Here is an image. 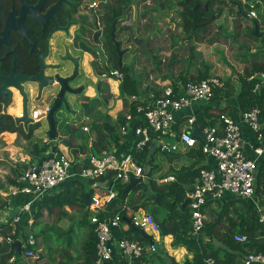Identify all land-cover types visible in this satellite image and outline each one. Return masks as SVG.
Here are the masks:
<instances>
[{"label":"trees","instance_id":"1","mask_svg":"<svg viewBox=\"0 0 264 264\" xmlns=\"http://www.w3.org/2000/svg\"><path fill=\"white\" fill-rule=\"evenodd\" d=\"M154 2V8H141L142 6H147L149 3ZM130 0H119L121 14H124V8L126 11L129 9ZM253 6H250V3L246 4V7L249 11L260 9L259 3L252 2ZM208 6V10L204 9V6ZM216 5V0H136V26L145 28L143 22L152 20L153 12H156L159 17L164 15V12L171 8H177L176 12L181 20L179 26L181 27L183 33L182 34H174V42L173 47L178 46V41L185 42L186 44H190L189 50L194 51L196 46L193 44L199 43L201 39L208 34V30L220 17L222 13V8L219 7L218 13H214L213 7ZM237 5V4H236ZM237 17H241L242 15L248 18V13L244 12L242 4L237 7ZM125 15V14H124ZM123 18L121 21H124L128 18ZM255 26H259L257 20H252ZM221 30L227 34L226 36H231L234 40H236L237 31L235 28V32L232 34L227 33V28L225 26H220ZM148 30V27H147ZM145 32V30H144ZM159 33V32H158ZM222 34V35H223ZM251 36L254 39H258V35L254 34L252 31L250 32ZM220 34H216L215 36L209 39L211 44L214 40L217 41V37ZM225 36V37H226ZM224 37V36H223ZM157 39V37H155ZM153 40V33H151L149 38H141L143 43H139L140 46L145 49V46L151 47V42ZM254 57L253 61L256 60V54H249ZM259 55V53H258ZM116 68L120 70L123 74V81L119 85V97L124 101L126 109H128L127 113H132L135 122L132 124L134 126H145V122L140 120L139 114L137 113V109L139 106H145L146 103L154 100V97L159 96L160 94L155 91V93L151 94L147 89L142 88V80L143 77L138 75L135 70L130 67L120 68V66L116 63ZM256 72H264V63H254V67L252 70L245 69V75L239 76L238 80L226 81L224 82L225 86L222 89H218L215 92V97L212 102H217V107L210 108L205 107L200 109L201 111L197 113V127L199 130H203L207 125L220 126L221 124L218 121V116L220 114H229L233 117V113L228 108H221L220 104L225 98H235L236 105L240 112H245L251 110L255 107H258L261 111L260 113V122L262 124L261 133L264 136V86H261L259 90L255 91V85L259 80H250V77ZM187 73L181 74L183 76V80L188 83L200 82L204 79H207L209 76V68L200 69L197 71V75L191 76L187 79ZM166 78V76H163ZM163 78V79H164ZM223 80V79H222ZM183 84V85H186ZM116 85V84H115ZM117 87V85H116ZM175 90L179 88V84L177 83L174 86ZM107 86V90H108ZM136 96V100L131 102L130 99ZM148 96H152V99L148 100ZM109 101V96H105V102ZM130 102V103H129ZM12 103H15V108H10L9 113L8 108ZM17 106V108H16ZM92 110V109H91ZM88 111L90 114L92 111ZM22 113V112H21ZM14 115L20 114V97L15 96L13 102L10 101L9 97L0 96V136L5 132L8 133H17L21 135L25 140L32 141L34 130L39 126L40 123H19L17 118ZM97 119L93 120V124H91L90 130L95 135V141L90 146V150L92 155L99 156L104 151H109L114 146L117 149L116 154L119 157L126 156L128 154H135V144L137 137L132 132L128 135L127 138H123L120 133V128L126 122V117L122 113L119 115L117 122L113 123L112 117L106 112L99 115ZM209 118V119H208ZM207 120L210 122L208 123ZM84 127V126H83ZM75 130V131H74ZM90 133V132H89ZM65 136H69V138L61 140V143L70 147L74 150L75 154H85V138H88V132H85L83 128L73 129L70 126L65 128ZM79 143H75L74 141ZM201 144L202 140L198 139ZM151 143V142H150ZM148 144V146L150 145ZM52 144H54L52 142ZM77 145V146H76ZM148 146L145 148L147 150ZM202 146V145H201ZM48 145L46 147H42L39 143H35L33 150L30 151L31 159H39V162H42L44 159H47L49 156L46 154L48 152ZM194 149V148H193ZM144 150V151H145ZM144 151L142 153H136V160L140 161L142 165H145ZM60 153L57 145H53L51 148L50 154ZM200 152H202V147H200ZM89 163V160L78 163L75 161L73 163V171L80 172L84 167H86ZM202 168H199L194 171L196 177L199 174V171ZM115 173H109L107 178L104 180L106 182H112L115 178ZM195 177V178H196ZM11 185L14 187H21V183L18 182V178L14 180H10ZM126 185L118 184L119 194L115 198V200L105 207V211L100 213L101 217H115L117 215L122 216L123 221L129 218L127 217V208H130L134 212L138 211L141 207L144 206L145 203L137 204V201L130 197L132 192H139L142 197L148 196V190L151 188L154 191L159 192L161 195L165 197V199H174L178 201L180 208H184L186 215L191 216V210L189 208V204H185L186 200L182 195V192H178L174 197H172L175 192L171 187H158L155 182L149 187H145L144 183L138 184L131 191H129L123 197V189ZM59 191H52L51 194H47L44 199L37 205L34 206V214H33V223L29 224V217H23L22 220L18 223L12 221H8L7 223H0V233L4 236V241L0 243V264H38L39 259L30 260L26 257H22L18 254L16 248H13L12 245L17 240H22L25 242L30 237H34L38 239V237H43V243H45V230L43 229V217L44 212L47 211L49 216L57 215L58 219H61L63 215L67 216L68 213L65 207H69L72 210H87V207L84 204V198L87 193L91 190L89 188L88 183L84 182L79 176L72 178L62 184L57 188ZM169 192V193H168ZM257 197L261 198L260 207L264 212V160L260 165V172L257 179ZM20 197V196H19ZM20 203H25L29 200L26 196H21L19 199ZM4 202L0 207V210H4L5 207L8 206ZM203 212L206 214L207 219L205 221L203 229L195 234L197 237V241L200 245L201 255L204 260L213 259L216 264H240L243 258L248 254L249 251L256 252H264V223L260 222V211L256 208V206L250 200H241L240 198H236L234 196L223 197L222 199H213L211 197L208 198L206 205L203 207ZM81 223V222H80ZM165 223L167 226L175 227L177 231V235H181L185 238L194 237V234L190 232L189 228L181 221L172 215H168L165 219ZM75 224L65 227L67 230L61 229L60 232H63L59 236L62 238L65 234L64 240L67 242V248H69L75 240L73 239ZM85 227V238L82 245L81 257L83 259V264H96L97 260V235L95 233V226L91 224V222H83L81 223ZM46 225V223H45ZM81 225V226H82ZM39 227V233H35V228ZM50 231V230H48ZM53 232V230L51 231ZM42 234V235H41ZM236 234H244L248 237V242L245 244H241L235 241L234 236ZM126 238L131 240H136L141 244H146L148 240H141V235L131 228L128 232H124L119 239ZM11 239L12 242H9ZM40 240V239H39ZM67 240V241H66ZM150 243L155 242L153 238H150ZM179 242V241H178ZM176 242L174 246L181 245L183 242ZM40 248V245L38 244ZM37 249V247L35 248ZM193 251L191 248H189ZM26 252V250H23ZM163 250L159 248L156 254L152 255H144L142 258L136 260L139 264H153L156 256L160 257L163 254ZM158 253V254H157ZM168 258L172 261V264H180L176 262L173 257L168 256ZM13 260V262H11ZM70 259V257L68 258ZM123 262H126V259H122ZM34 262V263H32ZM119 262L117 256L115 260L112 262H108L106 264H116ZM61 264H72V262L65 260ZM183 264H192L189 260Z\"/></svg>","mask_w":264,"mask_h":264},{"label":"built area","instance_id":"2","mask_svg":"<svg viewBox=\"0 0 264 264\" xmlns=\"http://www.w3.org/2000/svg\"><path fill=\"white\" fill-rule=\"evenodd\" d=\"M260 3L259 0H250ZM248 18H256L255 10L250 11ZM116 85L119 86L122 75L119 72L112 73ZM250 80H259L254 90L257 91L264 86V72H256ZM225 84L222 78L211 76L200 82H191L186 85H179L175 90L172 86H167L162 94L154 97V100L146 103L145 106H139L137 113L140 120L145 122V126H134L135 118L132 113H127L126 122L120 128V133L125 139L130 132L137 137L135 150L136 153H142L148 144L152 141V134L158 139L174 138L177 141L173 144L163 142L161 148L168 152H175L179 144H183L189 149L198 146L200 138L192 134L196 118L189 119V128L176 132L177 113L190 107L195 102H211L218 89L224 88ZM137 98L133 96L130 101ZM130 103V102H129ZM50 106H38L31 109L29 117L33 123H42L48 120ZM260 109L255 107L251 110L241 113L243 123L258 134L259 140L263 141L264 136L261 133L262 124L260 122ZM23 117V110L21 113ZM220 126L208 125L202 133L206 140L202 144V152L215 160V170L202 168L195 178L193 190L189 196V207L191 210V221L193 232L199 233L207 219L203 212L209 197L213 199H222L225 194H230L236 198L250 200L255 204L256 188L258 179V158L263 155V148H254L255 158H249L245 153V139L243 127L240 121L229 114H220L218 116ZM85 132L89 133L88 127H83ZM52 140L44 138L43 143L52 144ZM54 143V142H53ZM55 144V143H54ZM53 144V145H54ZM52 145V146H53ZM52 146L50 148H52ZM117 149L113 146L111 150L102 152L101 155L74 154L66 153L49 154L47 159L26 169L18 178L21 187H11L10 197L26 196L29 200L21 203L19 213L14 217V222L18 223L23 217L28 216L29 224L33 223L34 206L39 204L47 194H51L68 180L79 176L84 182L88 183L91 194V204L87 207L93 212L89 216V221L95 226L97 235V260L96 264H106L119 259L116 264H135L136 260L144 255H152L157 252L158 246L155 242L150 244H141L136 240L117 239L113 230L120 228L123 223L122 216L101 217L100 213L105 211V207L111 204L118 196V184L127 185L132 176L145 178V171L140 161L136 160L135 154H128L119 157ZM89 160V163L80 172L73 171V163H83ZM109 173H115L112 182L104 181ZM174 176H168L163 179L164 182L175 181ZM260 211V222L264 223V212L261 207L255 205ZM8 219V218H6ZM131 225L144 229L148 232H159V226L155 218L147 213L141 217L132 218ZM236 242L245 244L248 237L244 234L234 236ZM4 241V236L0 233V243ZM22 241V240H21ZM9 242H12L9 239ZM37 247V249H35ZM23 250H26L24 252ZM22 251L24 257L28 259H39L42 249L38 247V242L34 237H30L25 242L22 241ZM122 259H126L123 262ZM14 259H12L13 261ZM209 264H216L213 259L208 260ZM240 264H264V252L249 251Z\"/></svg>","mask_w":264,"mask_h":264},{"label":"flooded vegetation","instance_id":"3","mask_svg":"<svg viewBox=\"0 0 264 264\" xmlns=\"http://www.w3.org/2000/svg\"><path fill=\"white\" fill-rule=\"evenodd\" d=\"M129 4L123 14L128 19L121 21L119 0H0V87L13 75L28 96H42L38 102L51 108V96H57L61 88L58 77L68 80L67 88L80 90L65 94L76 112L73 115H78L73 103L83 106L90 100L93 111L103 107L110 83L116 82L112 73L119 72L123 81L116 63L132 69L125 62L131 49L126 39L136 46V0ZM40 74L44 79L53 78L51 87L41 91L40 82L21 80ZM8 89L14 99L19 96L22 100L19 90ZM30 104L28 112L33 107ZM60 113L68 112L62 106Z\"/></svg>","mask_w":264,"mask_h":264},{"label":"rangeland","instance_id":"4","mask_svg":"<svg viewBox=\"0 0 264 264\" xmlns=\"http://www.w3.org/2000/svg\"><path fill=\"white\" fill-rule=\"evenodd\" d=\"M259 1L260 9H258V11L255 10L256 18L247 20L243 15L240 18L237 17L236 13L238 10L237 7L239 8V5L242 4L244 12L249 14L250 11L246 7V4L250 3L251 6L250 0H216V5L213 7L214 13L217 14L219 12V7L222 8L223 11L219 19L214 24H212V26L208 30V34L204 36L199 43L193 44L194 46H196L194 51L189 50L190 44L188 45L185 42L183 43L182 41H178V46L173 47V42L175 40L173 35L183 33L181 27L179 26L181 20L177 15V8L168 9L161 17H159L156 12H153V19L151 20L149 18V20L143 22L145 28L136 26V46L132 42H129L128 39H126V45L129 47L131 46V49L129 52V56L126 58L125 62L131 65L132 69L135 70L138 75H141L143 77L142 84L144 85V87H161L164 83L162 82L163 76H166L169 79L181 80V74L187 73L189 76L190 74L194 75L198 70L205 69L206 67L209 68V76H218L222 78L224 82H235L238 80L239 76L245 75V69L252 70L254 67V63H264V0ZM145 7L154 8L155 4L152 1L147 6H142L141 8ZM252 20H257L259 23V26H255V30ZM220 26H225L227 28L228 34H232L233 32H235V28H237L236 40L231 38V36H226L227 34L225 32L223 34ZM256 27L258 28L257 34ZM251 31L254 34L258 35V39H254L251 36ZM151 33H153L151 47L147 48V45V47L145 46L144 49L142 45L140 46L139 44H145V42L141 41V38H148L150 37ZM216 34H220V36L217 37V41L214 40V42L211 44V42H209V39ZM129 36L131 40L134 39L133 34ZM155 37H157V39H155ZM249 54H256L255 62L253 61L254 57ZM118 89L119 87H116L115 83H110L109 101L107 103L102 102L103 107H100L99 109L97 108L100 112L99 114H102L101 111H105L114 119L119 113H126V106L124 104V101L119 97V91H117ZM32 100L33 96L30 98L31 102ZM90 103V100H87V103L83 106H80L79 104L74 105L73 103L72 107L78 110V115L76 117H74L73 114L70 115L68 113L67 115H57V119L59 121L58 130L60 136H65L64 133L67 126H70L73 129H79L84 125V127L86 126L89 128L90 133H88V138H85L87 139L85 140L84 145V149L86 152L85 154L90 153V144L92 145V143L95 141V135L90 130L91 124H93L92 120L94 119L87 118L86 116L82 118L81 115V113H88V111L92 109ZM36 104L37 103L32 102L29 107L31 108L32 105ZM38 104L40 106L46 105V103ZM93 109L91 111H93ZM73 117L75 118V121L72 120ZM24 127L26 126L24 125ZM48 129L49 125L47 120L40 123L39 126L34 130L32 141H27L24 146H26L29 151L34 147L35 143H39L40 145H42V147H46L47 145L43 143V140L45 137H47ZM22 139L24 138L19 135L18 140L14 144L16 146L19 145ZM164 141L168 142L167 139H164ZM9 142L10 141H8L7 138H0V207L6 200H8L10 196L12 187L10 180L19 178L26 169L33 166L31 165L33 163L32 161H30V164L20 162L22 158L18 153L16 154L17 159L13 158L15 160L14 162V160H12L9 155ZM74 142L76 144L78 143L76 142V140ZM54 143L57 145V147H59V149H63L64 145L61 143V140L59 138L54 141ZM52 145L53 144H50L48 146V152H51L50 147ZM71 149L72 148L67 147L66 150L63 149V152L68 155H74V150ZM70 151H72L71 154ZM149 167H151V163H149ZM149 181L150 180L148 178H145L143 182L144 185L148 184ZM241 200L246 201L245 199ZM76 214L79 220L75 225V234L73 235L74 240L78 238L80 231H85V227L81 223L87 221L89 222V216L93 214V212L87 208L86 211L79 210L76 212ZM46 216V218L43 217V221L46 223V225L45 223H43L42 226L45 230V243L42 246L44 239L43 237H38V239L36 240L41 249L44 248V250H46L47 248L53 247L55 252H50V250L48 249V253H50H45V258L48 257L47 264H54L53 260L49 261V255L54 259L59 258L61 256V250H63V248L65 247L64 244L67 245V242L63 241L64 238H61L59 235L61 234L60 231L62 228L64 230L68 229L65 228L66 226H68L67 223H64L68 220L59 222L57 215L49 216L46 214ZM69 220L71 219L69 218ZM35 230V233H39V227H36ZM52 230L53 232H51ZM149 235L152 236L155 240H158L159 243H163L164 236L160 232H149Z\"/></svg>","mask_w":264,"mask_h":264},{"label":"crops","instance_id":"5","mask_svg":"<svg viewBox=\"0 0 264 264\" xmlns=\"http://www.w3.org/2000/svg\"><path fill=\"white\" fill-rule=\"evenodd\" d=\"M195 75H197V73L194 75L190 74V76L186 74V77L188 79L191 76H195ZM182 78L183 76L180 77L181 80H175V79H169L166 77L162 79V82L164 83L162 84L161 87L159 86H154L156 88H153V86L144 87V85L142 84V88L144 90L147 89L149 93L151 94L155 93V91L158 92L159 94H162L163 90L167 86H172L173 88H175L174 86L176 83L177 85L186 84V81L183 80ZM117 91H119V89ZM119 94H120V91H119ZM147 99L148 100L152 99V96H148ZM236 104L237 103H236L235 98H228V99L225 98L223 101H221L220 107L230 109L231 112L233 113V117L236 120L240 121V123H242L243 135L245 138V149H244L245 153L249 158H255L256 156L254 154V148L264 149V140L260 141L258 134L255 133L249 127L247 123L242 122V118H241L242 112L238 110ZM216 105H217L216 101L215 102H212V101L211 102H195L190 107L183 109L181 112H178L177 120H176L177 124L175 126L176 132H180L185 128H189L190 126L189 119L192 117L197 118V113L201 111L200 109L205 108V107L215 108L217 107ZM38 106L40 105L37 103L36 105H33V108H36ZM10 108H15V103H12V105H10V107L8 108V111L10 110ZM21 112H22V100L20 99V114L18 115L12 114V115L18 119V118H21ZM99 113L100 112L98 110H95V111H92L90 114L83 112L81 113V115H82V118L86 116L87 118L97 119L98 117H100ZM101 113L103 115V113H106V112L101 111ZM121 114L122 113H119L118 115H116L114 119L109 114L112 117L114 124L115 122H117V119L119 115ZM123 114L125 115V113ZM76 116L74 115V117ZM74 117L72 120L75 121ZM207 122L209 123L210 121L207 120ZM197 123L198 122L196 120L194 128L198 129ZM198 131L202 132V130H199V129ZM18 137H19V134L17 133L13 134V133H8V132H5L4 134L0 136L1 139L7 138L8 141H10L8 144L9 145L8 151H9L10 158L12 160H14L13 158L17 159L16 154L18 153L19 156L22 158L20 162L30 164L31 163L30 161H32L33 163L31 165L38 164L39 159H34V161L33 159H31L32 155H30V151L33 150V148L29 151V149L26 146H24L28 140L22 139L21 143L17 146L14 144L18 140ZM164 139L168 140L167 143L169 145L177 141V139H174V138L158 139L155 136V134H152V141L150 145L148 146L147 150H145L143 153L145 156V159L143 160V162L146 161L145 165H143L144 171H145V178L146 179L148 178L150 180L149 183L144 186L149 187L152 184V182H155V184L158 187H161V186L166 187V188L171 187L173 191L175 192V194H173L172 197H174V195H176L178 192L181 191L183 197L185 198L184 200H186L185 204L187 203L189 204V200H190L189 196H190L191 191L193 190L195 177H196L194 171L199 168H207L210 170H215L216 168L215 160L212 157L203 155L200 152V147L202 145L200 142L198 146L195 147L194 149H189L185 147L183 144H179V148L177 151L167 153L165 152V150L161 148V144L165 142ZM202 143H204V140H202ZM66 148H67L66 146L63 147L64 150H66ZM63 149L62 148L59 149L61 153H65L63 152L64 151ZM89 151L90 153L88 155H92L90 148H89ZM49 152H46L48 156H49ZM71 152L72 151H70V154ZM73 154H75L74 151H73ZM263 160H264V152H263V155L258 158V165H259L258 175L260 172V165ZM149 163H151V167H149ZM168 176H174L176 180L172 182H164L163 179L167 178ZM54 191H59V190L56 189ZM256 191H257V188H256ZM141 194L139 192H136V193L132 192L130 194V197H133V199L137 201V204H140V203L141 204L145 203V204L143 207H141L136 212H134L130 208H127V217L129 218V220L125 219L124 222L121 223L120 228L113 230V234L115 235V237L118 239L119 236H121L124 232H128L130 228L132 229L133 226L131 225V221H132V218L134 217H141V216L146 215L147 213L154 212V216L159 222H165V219L167 218V216L172 215L178 219H181V221H183L186 227L189 228L190 232L194 234V237L185 238L181 235H177V236L167 235V236H164L163 243L162 242L159 243L158 240H155L152 236L149 235V232L146 231L147 234L150 236V238H153L155 240V243L158 246V250L160 248L161 250L164 251L160 257L156 256V258L153 261V264H172V261L168 258V256L173 257L176 260V262L180 264H183L188 260L192 262V264H209L207 260H204L202 258L200 245L197 241V237L195 236V233L193 232L191 216H187L184 208H180L179 205H176V204H179L178 201L175 200V198L165 199L163 195H161L157 191L152 190L151 188L148 190L147 197L145 196L142 197ZM228 196H231V195L225 194L224 197L226 198ZM20 198L21 196L16 197V198L9 196L8 200L5 201L7 202L8 206L5 207L4 210H0V223H7L10 220V216L13 210L16 209L18 206H20L21 204L19 202ZM260 200L261 198L257 197V194H256V200H255L256 203L254 205L258 204L260 206V202H259ZM64 210L67 211L68 215L67 216L63 215L61 219H58L59 222L68 220L67 222H64V223H67L68 226L78 222L79 218L77 217V214H76L77 210H74V213H73V210H71L69 207H65ZM46 214L48 215L47 211L44 212L45 218L47 217ZM69 218L71 220H69ZM62 233L63 232H61V234ZM64 237H65V234L63 238ZM84 238H85L84 231H80L78 238L75 239V242H73L69 248H67V246L64 244L65 247L63 248V250H61V256L59 258L54 259L52 258V256L49 255V261L53 260L54 264H61L65 260H67V261L72 262V264H83V259L81 257V250H82ZM146 240H148L146 244H150L151 242L150 239H146ZM63 241L65 242L64 239ZM178 241L183 242V243L175 247L174 244ZM43 244L44 243H42V246ZM189 248H191L193 251H191ZM48 249L50 250V252H55L53 247L47 248L46 250L42 248L43 254L41 253L39 257V261L37 262L38 264L48 263V257L45 258V253H48ZM69 257L70 259H68ZM134 263L139 264L137 262H134Z\"/></svg>","mask_w":264,"mask_h":264},{"label":"water","instance_id":"6","mask_svg":"<svg viewBox=\"0 0 264 264\" xmlns=\"http://www.w3.org/2000/svg\"><path fill=\"white\" fill-rule=\"evenodd\" d=\"M204 9L207 11L208 6L205 5ZM257 30H258V28L256 27V34H257ZM119 45L120 44L118 43L117 46H119ZM46 79L41 78V74H40V75L35 76V77H24L21 80L23 83H26V82H31V83H37L38 82L39 83L40 82V90L42 91L44 88H47L48 86H50V87L52 86L51 84L53 82V78H46ZM57 79L61 85V88H60V91L58 92L57 96H51V97H54V100L52 102V107L50 108V112L48 114V120H47L48 125H49V129H48L47 134L53 142L56 141L58 138L60 140L69 138V136H62V135L60 136L59 135V130H58L59 121L57 119V115H58V112L60 111L61 107L64 106L65 111L68 113H72V114L76 113L75 111H73L71 109L70 105L68 104L65 94L67 92L72 93V94L80 93V90H74V89L70 88V86L68 88L65 86V83L68 80H62L61 78H58V77H57ZM70 79L72 80V78H70ZM8 88H14V89L19 90L21 97H22L23 117L18 118L17 121L19 123H24V124L32 123V119L29 117V112H28V102L30 101V98L32 96H28V94H26L24 92V88L18 84L15 76H13V75L8 77L6 80H4L3 85L0 87V94L6 95V97H9L10 101L12 102L14 100V96H12V91L9 90ZM41 97L42 96H37L35 98V96H33L32 102L43 103L42 101L38 102V100ZM45 97H50V96H44V98ZM32 102L30 101V103H32ZM192 134L197 138H200L204 141L206 140L205 135L202 132H199L197 128L193 129ZM165 152L168 153V151H165ZM143 181H144L143 177L136 178V177L132 176L130 179V182L123 189V197L129 191H131L135 186L142 183ZM84 204L86 207H88L91 204V194L90 193H87L85 195ZM18 213H19V208L14 209L13 212L11 213L10 221H12ZM150 214L155 218L154 212H150ZM155 221L159 226V232L163 236H167V235L176 236L177 231H176L175 227H168L165 222H159L156 218H155ZM132 229H133V231H135L141 235L142 241L145 239H150V236L147 234L146 230L140 229V228L135 227V226H133ZM12 247L16 248L19 255H21L22 257L24 256L23 251H22V241L21 240H17L16 242H14Z\"/></svg>","mask_w":264,"mask_h":264}]
</instances>
